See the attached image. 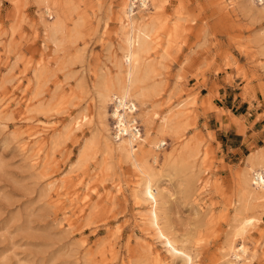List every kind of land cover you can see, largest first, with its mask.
Returning a JSON list of instances; mask_svg holds the SVG:
<instances>
[{"label":"rangeland","instance_id":"rangeland-1","mask_svg":"<svg viewBox=\"0 0 264 264\" xmlns=\"http://www.w3.org/2000/svg\"><path fill=\"white\" fill-rule=\"evenodd\" d=\"M135 3L149 32L136 117L149 136L127 155L106 146L112 105L99 96L125 79L122 0H0V264H185L149 222L145 165L160 223L193 264H234L243 217L250 264H264V189L244 175L250 152L264 167V147L214 146L211 130L228 127V108L264 114V4Z\"/></svg>","mask_w":264,"mask_h":264},{"label":"bare ground","instance_id":"bare-ground-1","mask_svg":"<svg viewBox=\"0 0 264 264\" xmlns=\"http://www.w3.org/2000/svg\"><path fill=\"white\" fill-rule=\"evenodd\" d=\"M139 6H146L149 0H137ZM262 3V0H257ZM124 6L125 20H120L121 28L124 31V46L122 48V61L126 66L125 79L122 83H118L115 89L103 88L100 91L101 107L105 113L106 106L112 105V109L109 112L113 122L106 128V146L110 148L112 143H116L117 146L123 150L127 155H130L134 150V143L144 142L149 136L147 130L144 135L137 125L136 114L139 111V107L142 102H138L139 98L143 95V89H138L137 84L140 81L139 70L141 65V51L146 50L148 46V29L138 23L134 16L135 0H122ZM50 14V11L47 9ZM53 29H55L53 27ZM120 67V65H119ZM140 88V87H139ZM108 115V114H107ZM106 115V116H107ZM150 144L155 148L160 145H164L163 138L158 140H150ZM263 152L256 150L254 153L250 152L246 156V172L245 182L253 189L263 190L264 181L260 180L261 176H264L263 167ZM140 170L147 175V179L144 184L143 196L149 201L148 218L149 222L157 234L158 237L164 239L167 250L173 257H181L185 264H189V257H191V264H193V255L189 252L186 246L179 244L176 238L167 230L166 227L160 223L159 214V199L162 193H159L157 185L152 180V176L147 174L148 166H140ZM161 192V191H160ZM251 197L256 196L251 189L246 191ZM249 219L242 218L240 224L234 229L231 239L229 241V254L233 255L234 264H250L254 257V252L249 250L248 246L244 243V233L247 227L251 223ZM172 245V248L169 247ZM175 249V250H173ZM153 253V252H152ZM183 253V255H181ZM158 252H155V257H158Z\"/></svg>","mask_w":264,"mask_h":264},{"label":"crops","instance_id":"crops-1","mask_svg":"<svg viewBox=\"0 0 264 264\" xmlns=\"http://www.w3.org/2000/svg\"><path fill=\"white\" fill-rule=\"evenodd\" d=\"M220 107V106H219ZM254 108H256L253 105ZM231 112V116L237 121H233L232 117L228 118V127L222 129L224 132L219 131V135L215 128H211L215 132L216 141H213V145L220 144V146L226 145L229 140H235L236 144H229L226 147H230L231 150L238 152L242 148L250 150L251 147L256 149L259 146L264 147V114L258 109L254 111L243 110L240 113H235L228 108ZM258 114H261L258 117ZM211 118L216 119V114L213 113ZM209 119V118H208ZM217 127V125H216Z\"/></svg>","mask_w":264,"mask_h":264},{"label":"snow or ice","instance_id":"snow-or-ice-1","mask_svg":"<svg viewBox=\"0 0 264 264\" xmlns=\"http://www.w3.org/2000/svg\"><path fill=\"white\" fill-rule=\"evenodd\" d=\"M262 3H264V0H262ZM260 180L264 181V176H261ZM246 223H251V221H247ZM169 247L172 248V245L169 244ZM173 250H175V249H173ZM181 255H183V253H181ZM189 264H191V257H189Z\"/></svg>","mask_w":264,"mask_h":264},{"label":"built area","instance_id":"built-area-1","mask_svg":"<svg viewBox=\"0 0 264 264\" xmlns=\"http://www.w3.org/2000/svg\"><path fill=\"white\" fill-rule=\"evenodd\" d=\"M136 3H137V2H136ZM136 3H135V4H136ZM135 7H136V6H135Z\"/></svg>","mask_w":264,"mask_h":264}]
</instances>
